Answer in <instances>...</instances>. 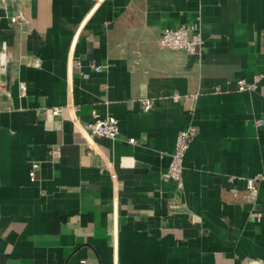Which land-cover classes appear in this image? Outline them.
I'll return each instance as SVG.
<instances>
[{
  "label": "crops",
  "instance_id": "crops-1",
  "mask_svg": "<svg viewBox=\"0 0 264 264\" xmlns=\"http://www.w3.org/2000/svg\"><path fill=\"white\" fill-rule=\"evenodd\" d=\"M195 18L196 54L160 48ZM3 48L0 264H264V183L245 189L264 172V0H0ZM93 109L115 140L83 130Z\"/></svg>",
  "mask_w": 264,
  "mask_h": 264
},
{
  "label": "built area",
  "instance_id": "built-area-1",
  "mask_svg": "<svg viewBox=\"0 0 264 264\" xmlns=\"http://www.w3.org/2000/svg\"><path fill=\"white\" fill-rule=\"evenodd\" d=\"M12 23L23 21L21 16H15L10 19ZM203 41L201 34L198 29V18L189 24L181 25L177 28H164L158 38V45L160 48L170 51H183L188 55L196 54L202 45ZM5 65V50L3 48L0 55V74L4 72ZM95 72H100L99 66L93 68ZM262 75H257L253 80L248 83L243 79L235 82L237 91H251L256 88L257 82L260 80ZM20 88L24 90L23 85ZM178 96H174V100H178ZM140 110L143 113H147L152 109L153 102L149 98H143L140 100ZM46 111L43 109L42 112ZM50 113L53 116H61L63 114V108L53 107L50 109ZM91 119L89 122L83 125V130L87 134L93 137L104 138L107 140H115L119 135L118 121L109 115L101 117L96 110H91ZM256 126L263 124L262 119L255 121ZM196 135V129L189 125L185 129L180 130L175 138L174 150L170 156V162L168 169L164 174L165 179H170L175 183L177 192L182 189V163L184 155L189 148L190 143ZM133 140H129L132 142ZM52 154L58 155V148L52 151ZM39 167V163L32 161L28 168V177L31 182L36 179V171ZM260 183H264V172L257 173L245 178V189L249 197L255 201L257 195V188ZM250 216L256 221L262 220L263 214L260 209H253L250 211ZM79 264H87L85 260H80Z\"/></svg>",
  "mask_w": 264,
  "mask_h": 264
}]
</instances>
